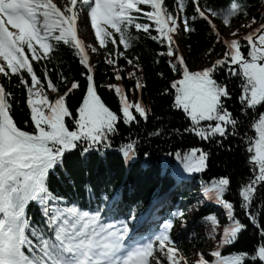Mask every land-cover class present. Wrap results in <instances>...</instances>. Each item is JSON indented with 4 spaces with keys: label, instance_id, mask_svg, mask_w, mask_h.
<instances>
[{
    "label": "snow or ice",
    "instance_id": "snow-or-ice-1",
    "mask_svg": "<svg viewBox=\"0 0 264 264\" xmlns=\"http://www.w3.org/2000/svg\"><path fill=\"white\" fill-rule=\"evenodd\" d=\"M249 12L247 0H172L170 7L167 0H0V81H6L0 82V264H264V12L250 18ZM85 20L105 52L103 62L113 69L116 83L103 87L114 95L115 108L95 82L90 53L98 54L97 47L78 35V21ZM198 23L207 28L208 56L221 49L203 67L191 66L175 40L178 34L195 33ZM141 34L163 49L155 63L163 61L171 77L161 95L170 98V108L187 124L183 129L161 125L147 132L146 141L191 135L224 148L230 138L238 140L249 174L241 175L235 187L231 173L200 185L201 207L210 203L220 209L224 226L215 213L200 216V199L187 210L172 209L167 197L128 205L123 185L108 188L73 179L71 157L90 177L92 157L99 173L117 137L125 165L137 162L139 133L125 137L121 125L131 130L142 122L146 128L153 116L161 120L142 95L129 98V92L142 94L146 87L135 71L127 72L128 79H135L133 88L122 83L121 59L142 70L139 56L128 54ZM62 47L82 66V81L69 80L60 70ZM157 75L165 78L164 72ZM10 88L24 94L28 118L23 127L13 115L19 101ZM76 92L80 98L73 107L68 100ZM230 102L238 111L230 110ZM225 151L231 152V146ZM143 155L145 161L150 158L147 151ZM165 155L174 163L165 161L162 175L173 177L178 187L206 173L212 157L202 147ZM165 207L162 223L140 231ZM174 230L214 247L193 252L189 261ZM245 234L250 252L223 254Z\"/></svg>",
    "mask_w": 264,
    "mask_h": 264
},
{
    "label": "trees",
    "instance_id": "trees-1",
    "mask_svg": "<svg viewBox=\"0 0 264 264\" xmlns=\"http://www.w3.org/2000/svg\"><path fill=\"white\" fill-rule=\"evenodd\" d=\"M167 2L170 7L172 0H167ZM258 2L259 0H247V4L250 6L249 18L251 15L259 13L257 9ZM145 10L148 9L145 8ZM257 18H259L258 15ZM238 22L239 20L234 21L233 23L235 24ZM195 27L197 31L193 34L184 35L181 33L175 36L177 38L180 51L186 56L188 63L191 66H193L200 59L210 57L207 54V50L211 47V44L207 39L206 26L198 23ZM153 34L155 33L153 32ZM93 39L95 41L94 34ZM96 46L99 52V59L95 63V82L98 86H101L99 88L101 96L109 102L110 107L115 108L116 100L114 95L109 93L107 88L103 87V85L107 83H116L112 77L113 69L103 62L105 56L104 50L99 48L98 43H96ZM161 50L163 49H161L157 43L151 41L150 39H145L141 34L139 42L135 45L132 51L128 53L130 57L134 55L139 56V65L142 70H140L141 75L136 76V78H139L141 82L146 85L142 94L139 92L135 94L129 92V98L135 99L142 95L143 103L150 106L152 112L155 113L156 116L161 117L160 121H157L155 116L151 117L146 125V128L143 126V122L140 128L133 126L131 130L121 125L120 131L125 137L131 132L132 137L136 138V134L139 133L141 145L138 161L132 163L130 166L125 165L122 155L118 150L119 145L122 143V139L117 137L114 141L113 148L107 152L106 159L100 164L99 173L96 171L97 161L95 156L92 157V163L89 165L92 169L90 177L83 175V165L76 159V157H71L68 163L71 172L76 174L73 179L77 183H80L81 180L84 179H91L93 184L100 187L107 186L108 188H112L123 185L124 199L128 205H133L137 201L150 202L160 193L162 194L166 192L168 188L176 182L170 175H162V165L164 162L170 161L174 163V160L171 157L165 155L167 152H174L177 149L186 151L192 147H202L205 150H210L212 153L209 170L204 174H196L194 179L188 180L179 187L176 185L172 193L168 196L172 209H189L197 199H200V204L196 206L201 207V205L205 203V201L201 199L200 185L202 181L208 182L211 178L231 173L233 176V187H235V183L241 175L246 176L249 174L248 169L244 166L242 152L237 150L238 140L235 138H230L228 141H225L224 148H218L215 144L202 143L198 138L191 135H184L183 137L173 136L168 142H165L163 138L152 139L150 142L146 141L145 138L147 136V132L152 131L154 128H159L161 125H164L167 128L181 129L187 126L186 122L182 118V115L170 108V98L161 95L163 89L167 87L171 77L170 71L163 61L159 65L155 63V60L158 59L156 53ZM220 51L221 49L218 47L212 55H218ZM58 55L62 59L60 70L63 71V74L67 76L69 80L75 77L77 80L82 81L83 78L80 77L79 73L83 71V68L73 57L71 51L66 47H62ZM119 64L123 68L128 66L123 59L119 61ZM36 67L39 72V65H36ZM48 67L51 69L54 65L49 64ZM158 72H164L165 78H160L157 75ZM219 78L222 79V77ZM52 79L54 81L56 80L55 72H53ZM0 82L6 83V81ZM13 83H16L15 79L13 80ZM122 83L125 88L131 89L134 86L135 79H128L125 70V79ZM229 86L231 87V84ZM9 90L15 92L16 98L19 101V107L15 108L13 115L18 124L23 127L24 121L28 118V110L24 104V94L19 89L10 88ZM234 94H236L235 91ZM79 98V92L71 95L68 100L69 105H72L73 107L78 106L77 101ZM229 107L230 110L238 111V105L233 106L230 102ZM250 134L252 133L250 132ZM229 146H231L232 151H225V149ZM146 151L150 153V158L147 161H145L143 155ZM66 187L70 188L71 185H66ZM58 191L63 193L65 191V187L58 186ZM228 198L230 200L234 199L231 195H229ZM210 213L217 214L221 221V226L227 223L225 216L220 209L210 205L201 207L200 216ZM167 214L168 212L165 213L164 211H161L155 216L154 220L152 218H148V220H153V222L156 223ZM35 216L38 220L39 214L36 213ZM197 219H200V217H197ZM189 220H191V218H189ZM145 230L146 229L143 231ZM196 231L201 232L200 228H196ZM173 237L185 256H189L193 250H200L204 247L202 238L190 240L188 239L187 233L178 235L174 230ZM241 250L249 252L252 250L249 236L247 234L241 236L239 241L233 247L224 249L223 254L227 255L230 252H237Z\"/></svg>",
    "mask_w": 264,
    "mask_h": 264
},
{
    "label": "rangeland",
    "instance_id": "rangeland-1",
    "mask_svg": "<svg viewBox=\"0 0 264 264\" xmlns=\"http://www.w3.org/2000/svg\"><path fill=\"white\" fill-rule=\"evenodd\" d=\"M257 9H258L259 13H260V12H264V0H259V2H258V4H257ZM239 22H240V21H239ZM239 22H238V23H239ZM80 24H81V23H80ZM81 25H82V29H81V31H82V32H81V37H82V39L85 41L86 44H92V43H91V40H90V32H89V30L85 27V24H84V23L81 24ZM223 34H224V35H228L227 30H225ZM175 40L177 41V38H176V37H175ZM177 43H178V42H177ZM218 55H219V54H218ZM218 55H211L209 58L200 59V60H199L198 62H196L193 66H196V65H199V66H201V67L206 66V65L209 64L212 60L218 58ZM90 56H91V61H92V63L95 64V62L97 61V58L99 57V55H98V54L90 53ZM125 70H126V74H127V72L135 71V72H136V76H140V75H141L140 70L135 69L133 66H129V65H128V66L125 68ZM191 216H192V213H189V216H188V217L191 218ZM224 225H226V224H224ZM224 225H222V226H224ZM200 230H201V228H200ZM202 240H203V244H204L203 249H200V250H197V249H196V250L191 251L190 255L187 256V259H188L189 261H192V260L194 259V257H193V252H195V251H201V252H204V253H208V252H210V251L212 250V248L214 247V245H212V244L206 242L205 239L202 238Z\"/></svg>",
    "mask_w": 264,
    "mask_h": 264
}]
</instances>
